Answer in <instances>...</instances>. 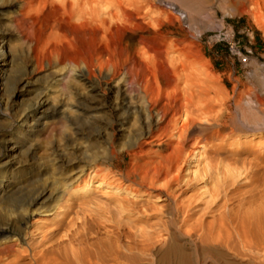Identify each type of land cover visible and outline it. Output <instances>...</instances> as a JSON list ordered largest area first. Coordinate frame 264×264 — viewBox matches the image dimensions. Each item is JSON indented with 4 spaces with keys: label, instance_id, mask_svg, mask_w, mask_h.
Instances as JSON below:
<instances>
[{
    "label": "rangeland",
    "instance_id": "rangeland-1",
    "mask_svg": "<svg viewBox=\"0 0 264 264\" xmlns=\"http://www.w3.org/2000/svg\"><path fill=\"white\" fill-rule=\"evenodd\" d=\"M17 1L0 0V221L28 216L22 235L5 229L12 235L6 244H13L7 261L146 264L168 235L160 191L174 190L187 228L195 219L243 214L264 202V15L256 8L244 12L233 0H122L146 28L128 42L136 45L151 31L171 53L181 50L170 68L185 69L183 89L197 103L207 101L198 104L204 111L211 107L191 133L200 136L201 148L152 190L140 178L152 173V161L129 155L139 137V102L108 89L100 70L81 85L66 78L65 65L43 60L32 41L50 15L22 17L9 9ZM128 169L140 176L127 181ZM175 175L178 183L166 189Z\"/></svg>",
    "mask_w": 264,
    "mask_h": 264
},
{
    "label": "bare ground",
    "instance_id": "bare-ground-1",
    "mask_svg": "<svg viewBox=\"0 0 264 264\" xmlns=\"http://www.w3.org/2000/svg\"><path fill=\"white\" fill-rule=\"evenodd\" d=\"M233 1V3L240 1L244 12L256 8L264 15V0ZM123 4L122 0H19L9 6V9L22 17L29 13L48 11L50 19L42 27L40 26L36 39L32 38L33 49L49 64L65 65L68 68L65 74L68 80L84 85L85 82H89L88 76L100 70L109 79V82L105 83L108 89L117 87L119 92L128 94L139 102L137 110L142 119L139 137L133 148L129 149V155L138 156L143 161L149 158L153 163L152 173L146 172L140 176L128 169L126 179L130 181L140 176L141 186L147 181L149 186L146 189L153 190L155 183L168 179L167 176L179 163L183 160L188 161L196 153V148H201L203 144H200L202 141L200 136L196 134L198 138L196 135L192 137L191 133L195 124L199 122L197 120L211 107L208 104L207 107L210 109L206 107L208 110L204 111L198 105L201 101L199 94L196 96L200 97L197 103L198 99L195 100L193 93L186 91L190 90L187 85L186 90L183 89L184 84L181 83L186 80L183 74L185 69H178L177 66L173 67L174 70L170 68L172 67L170 63L176 58L175 51L180 55L183 53L181 50V53L178 52L179 49L175 50L174 54L171 53L164 40L158 39L151 31L148 35L138 37L136 45L128 42L129 39L132 41L131 38H134L135 33L146 28L139 20V13H126ZM112 11L114 13H111ZM26 40L31 41L28 36ZM176 46L178 48V44ZM182 56L186 59V55L182 54ZM183 66L181 68H184ZM122 98L124 102L125 97ZM203 101L205 100L202 99L201 102ZM259 103L264 105V102ZM130 106L132 103L128 102L127 107ZM210 113L211 110L207 112ZM197 127L199 128V124ZM174 181L178 183L177 175L166 181L165 188L167 189V186ZM70 185H63L64 189ZM86 186L84 190L87 191ZM3 193L4 189H1L0 197L2 195L4 197ZM160 193H164L167 201L165 212L168 217V235L164 246L155 248L152 261L146 264H264V202L255 204L250 208L251 210L247 209L243 214H239L236 209L225 214L219 213L220 215H216L217 217H213L210 221L202 218L192 219L193 223L187 228V219L179 217L183 209L175 202L174 190L160 191ZM257 195L259 197V194ZM27 216V212L15 214L8 216L5 221H0V264L17 263L15 259L7 261L12 255L13 244H6V241L11 240L12 235L5 234V229L10 226L16 236L22 235L27 224ZM144 240L143 245L150 246L146 239ZM233 244L234 246L238 244L250 254H242L235 250ZM253 252L259 253L260 259L251 255ZM41 255L39 256L41 262L46 263L47 257Z\"/></svg>",
    "mask_w": 264,
    "mask_h": 264
}]
</instances>
